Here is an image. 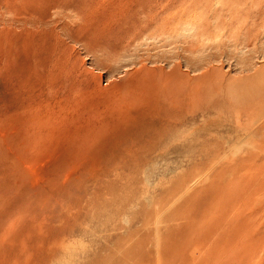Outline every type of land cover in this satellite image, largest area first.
I'll return each instance as SVG.
<instances>
[{
	"label": "rangeland",
	"instance_id": "374dc122",
	"mask_svg": "<svg viewBox=\"0 0 264 264\" xmlns=\"http://www.w3.org/2000/svg\"><path fill=\"white\" fill-rule=\"evenodd\" d=\"M0 264H264V0H0Z\"/></svg>",
	"mask_w": 264,
	"mask_h": 264
},
{
	"label": "bare ground",
	"instance_id": "6f19581e",
	"mask_svg": "<svg viewBox=\"0 0 264 264\" xmlns=\"http://www.w3.org/2000/svg\"><path fill=\"white\" fill-rule=\"evenodd\" d=\"M14 1H15V3H17L19 0H18V1H17V0H14ZM16 1H17V2H16ZM11 3H12V2H11ZM9 4H10V2H9ZM18 5H19V4H18ZM38 5H39V4H38Z\"/></svg>",
	"mask_w": 264,
	"mask_h": 264
}]
</instances>
